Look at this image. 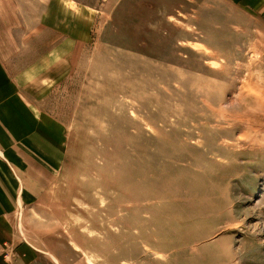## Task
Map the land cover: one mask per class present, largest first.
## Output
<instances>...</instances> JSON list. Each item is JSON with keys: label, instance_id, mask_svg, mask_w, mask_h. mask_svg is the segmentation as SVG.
Wrapping results in <instances>:
<instances>
[{"label": "rangeland", "instance_id": "374dc122", "mask_svg": "<svg viewBox=\"0 0 264 264\" xmlns=\"http://www.w3.org/2000/svg\"><path fill=\"white\" fill-rule=\"evenodd\" d=\"M19 4L0 67L48 159L22 242L55 264H264V0Z\"/></svg>", "mask_w": 264, "mask_h": 264}, {"label": "crops", "instance_id": "0c3cea01", "mask_svg": "<svg viewBox=\"0 0 264 264\" xmlns=\"http://www.w3.org/2000/svg\"><path fill=\"white\" fill-rule=\"evenodd\" d=\"M23 12L19 0H0V66L11 61V49L16 45L14 34L26 31ZM3 35L11 40V46H3ZM11 79L0 67V264H55L48 260L45 251L29 242L24 244L17 232V224L22 219L16 222V210L19 204L25 207L22 202H30L40 191V187L36 189L32 185V177L45 188L40 178L47 175L48 159L42 153L44 147L41 150L38 147L40 140L37 145L32 142L35 136L31 130L36 127L31 115L34 108L17 96ZM44 247V250L50 249L48 242ZM53 255L57 257L56 251Z\"/></svg>", "mask_w": 264, "mask_h": 264}]
</instances>
